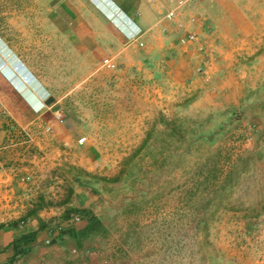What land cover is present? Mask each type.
<instances>
[{
    "label": "rangeland",
    "instance_id": "374dc122",
    "mask_svg": "<svg viewBox=\"0 0 264 264\" xmlns=\"http://www.w3.org/2000/svg\"><path fill=\"white\" fill-rule=\"evenodd\" d=\"M157 2L156 25L106 49L50 0H0L3 44L38 80L10 85L50 99L1 114L24 210L9 224L93 219L95 264H264V23Z\"/></svg>",
    "mask_w": 264,
    "mask_h": 264
},
{
    "label": "crops",
    "instance_id": "0c3cea01",
    "mask_svg": "<svg viewBox=\"0 0 264 264\" xmlns=\"http://www.w3.org/2000/svg\"><path fill=\"white\" fill-rule=\"evenodd\" d=\"M156 3L154 0H50L55 11L80 33L81 39L102 40L106 49L130 41L132 30L156 25L159 21ZM184 8L188 14L199 13L203 18L210 13L217 22L230 23L233 31L240 24L239 19L254 28L264 23V0H194ZM85 29L86 37L81 34ZM7 83L8 79L0 72V264H95L91 258L94 247L85 239L89 237L84 231L86 224L75 227L71 219L63 218L55 208L41 210L23 224H9L10 218L24 210L19 203H11L14 188L20 189L21 182L16 178L15 164L8 159L11 148L1 114L12 105L13 98L18 99L19 107L27 113L40 109L45 100L37 95L28 102ZM58 225L63 227V232H56ZM52 234L56 238L47 244Z\"/></svg>",
    "mask_w": 264,
    "mask_h": 264
},
{
    "label": "clouds",
    "instance_id": "9594fccd",
    "mask_svg": "<svg viewBox=\"0 0 264 264\" xmlns=\"http://www.w3.org/2000/svg\"><path fill=\"white\" fill-rule=\"evenodd\" d=\"M3 43L4 42L0 34V53L1 49L3 48L1 46H6L4 45L5 43ZM8 48L9 47H7V50L10 52V57L8 58V61L6 62L5 60H2L0 58V72L4 75V77H6L11 83H14V79L17 78L20 73H22V75L27 76L29 80H34V83H38V80L35 77L34 73L31 71L25 61L21 58V56L17 53L12 52L11 49ZM6 67L8 68V71L5 70ZM42 99H44L45 101L47 100L44 97H42Z\"/></svg>",
    "mask_w": 264,
    "mask_h": 264
},
{
    "label": "built area",
    "instance_id": "2783aa9c",
    "mask_svg": "<svg viewBox=\"0 0 264 264\" xmlns=\"http://www.w3.org/2000/svg\"><path fill=\"white\" fill-rule=\"evenodd\" d=\"M154 1H160V0H154ZM192 1L193 0H169V2L171 3L172 6L166 12L165 17L167 19L175 18L176 15H177L178 10L183 8V7H185V6H187ZM139 35H140V30H132L130 37H131V39L132 38L136 39V38L139 37ZM109 64L111 65V63H109ZM82 142H83V140H82ZM75 220L78 221V220H80V218L77 216V217H75ZM62 229H63V227L61 225H58L57 228H56V232L60 233L62 231ZM55 238L56 237L52 234V236L47 238L46 243L47 244H51L54 241Z\"/></svg>",
    "mask_w": 264,
    "mask_h": 264
},
{
    "label": "trees",
    "instance_id": "16d2710c",
    "mask_svg": "<svg viewBox=\"0 0 264 264\" xmlns=\"http://www.w3.org/2000/svg\"><path fill=\"white\" fill-rule=\"evenodd\" d=\"M42 94H43V93H42ZM91 220L93 221V219H88L87 225H86L85 230H84V231H86L87 233L89 232V230L91 229V227H92V225H93V223H92Z\"/></svg>",
    "mask_w": 264,
    "mask_h": 264
},
{
    "label": "water",
    "instance_id": "95a60500",
    "mask_svg": "<svg viewBox=\"0 0 264 264\" xmlns=\"http://www.w3.org/2000/svg\"><path fill=\"white\" fill-rule=\"evenodd\" d=\"M46 102L49 103L50 102V99H48Z\"/></svg>",
    "mask_w": 264,
    "mask_h": 264
},
{
    "label": "bare ground",
    "instance_id": "6f19581e",
    "mask_svg": "<svg viewBox=\"0 0 264 264\" xmlns=\"http://www.w3.org/2000/svg\"><path fill=\"white\" fill-rule=\"evenodd\" d=\"M26 89H30V88H26Z\"/></svg>",
    "mask_w": 264,
    "mask_h": 264
}]
</instances>
